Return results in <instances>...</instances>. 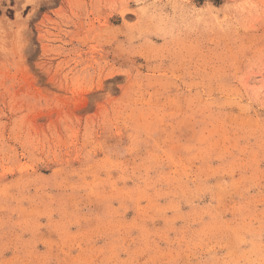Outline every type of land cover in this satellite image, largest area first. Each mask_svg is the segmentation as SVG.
Returning <instances> with one entry per match:
<instances>
[{"label": "rangeland", "instance_id": "1", "mask_svg": "<svg viewBox=\"0 0 264 264\" xmlns=\"http://www.w3.org/2000/svg\"><path fill=\"white\" fill-rule=\"evenodd\" d=\"M0 264H264V0H0Z\"/></svg>", "mask_w": 264, "mask_h": 264}]
</instances>
